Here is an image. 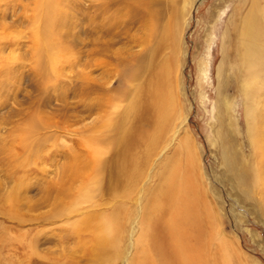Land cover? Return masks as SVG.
I'll return each instance as SVG.
<instances>
[{
  "label": "rangeland",
  "instance_id": "374dc122",
  "mask_svg": "<svg viewBox=\"0 0 264 264\" xmlns=\"http://www.w3.org/2000/svg\"><path fill=\"white\" fill-rule=\"evenodd\" d=\"M59 1L0 0V264L137 262L141 221L157 182L154 173L178 140L186 137L196 150L206 202L219 217L211 249L224 239L236 263L264 264L260 188L247 192L223 156L228 143L239 162H254L255 157L251 141L254 133L248 125L244 101L247 96L239 86V68L232 49L233 23L247 15L251 0H162L168 10L175 6L180 13L175 50L164 46L157 58L165 60L168 56L167 61L174 62L170 87L183 119L175 120L167 141H160L144 176L132 183L128 195L120 193L124 192L121 181L116 185L121 191H113L116 183L108 172L118 147L106 140L116 133L107 129L95 132L92 126L120 122L122 128L139 129L141 106L133 111L130 108L129 113L126 106L148 72L130 83L122 80L121 73L124 60L136 69L137 61L129 53L144 54V45L130 39L145 37V33L136 24L123 22L129 12L126 6L117 15L118 6L111 4L108 13L97 16L99 20L109 19L108 30L97 34L99 40H109V49L106 55H96L91 17L93 4L100 5L102 0ZM129 1L142 9L137 0ZM48 7L55 13L50 21L46 19ZM166 20L161 19V24ZM125 26L131 28L127 33ZM96 60L107 63L96 66ZM219 65L224 68L223 84H219ZM93 83L99 87L96 95ZM120 89L122 94L118 93ZM261 90L256 91L257 97L248 96L247 101L256 104L260 100L255 105L258 109L252 107L264 113V88L263 96ZM96 100L104 104L98 112L90 110ZM130 147L142 149L139 144ZM93 157H98L95 162L104 163L98 177L89 178L88 171L83 173L85 177L70 176L79 164L90 163ZM81 187L89 198L76 196ZM61 191L67 193L66 197ZM120 207L125 216L121 218L123 233L117 254L106 261L92 259L82 248L90 234L73 233L71 223Z\"/></svg>",
  "mask_w": 264,
  "mask_h": 264
},
{
  "label": "bare ground",
  "instance_id": "6f19581e",
  "mask_svg": "<svg viewBox=\"0 0 264 264\" xmlns=\"http://www.w3.org/2000/svg\"><path fill=\"white\" fill-rule=\"evenodd\" d=\"M137 1L139 2L138 5L142 8L141 10L136 8L129 0H102L100 5L93 4L95 12L91 17L92 34L94 35L93 51L96 55L100 53L105 54L109 49V40H99L97 35L100 30H108L107 24L109 19L102 17L104 20H99L97 16L98 13L107 12L108 6L111 4L115 3L114 5L118 6L115 11L117 15H120V10L126 6L129 12L123 22L134 23L137 25L139 31L145 33V37L141 36L138 39L129 38L132 43L139 40L138 44L144 45L141 51L145 53H129L130 58L137 61V67L136 69L132 68L128 66L127 61L122 60L124 62L122 63L124 64L122 68L125 69L121 73L122 80L127 82L139 77V74L142 72H148V77L138 87L139 89L133 96L132 102H129L126 106L127 113H129L130 108L133 111L135 107L138 106L139 109L141 106L142 113L139 118V129L138 127L130 129L131 127L129 126V128L126 126L127 129L125 126V128H122L120 122L117 125L114 122H103L92 126L95 132L107 129L116 133V135L113 134L106 140L112 146L116 145L118 147L116 158L111 159L108 172L116 183L113 184V191L115 193L117 191L120 192L121 190H117L119 187L117 188L116 185L121 183L124 192L121 191L120 193L125 195L131 192L134 185L132 183H137L144 176L150 159L158 151V144L160 141L166 142L168 132L173 131L175 120L179 118L183 119L180 116V109L176 107V98L170 87V74L174 62L172 63V60L168 62V56L165 57V60L157 58L158 53H160L164 46L171 51L175 50V39L177 37V28L175 29L176 19L179 18L180 13L173 6L175 2L172 3L173 7L168 10V8L162 5V0ZM137 1L134 3H137ZM262 1L264 0H251V6L248 9L247 15L242 17L238 23L234 22L232 28V32H234L232 49L234 50L239 68L237 69L240 75L239 86L242 89L243 95L245 97L250 96V99L254 95L257 97L256 91L263 90L264 88V4ZM49 10L51 12H48ZM49 10L46 12V19L48 21L54 18L55 15L52 9L49 8ZM239 12L241 14L242 10ZM163 18H167V22L164 25L161 24V19ZM55 21L58 24L57 20ZM126 29L125 33L131 28L126 27ZM155 32L157 33L155 34ZM45 42L47 43V39ZM97 60L96 66L99 64L104 66L107 63V60ZM118 65L120 66L121 64ZM217 71L219 74V84L225 83L224 68L219 65ZM95 84H92V90L96 95L99 87L95 86ZM262 90L260 93L263 92ZM120 92L121 89L118 93ZM263 93L261 96H263ZM126 95L131 96L129 94ZM140 95L144 96L145 99L138 101L136 97H140ZM247 97L244 101L248 125H250L251 134L254 133L253 140H251L253 141V148L255 150V157L252 159L254 162L250 160L242 163L239 162V157L234 153L233 148L230 146L231 144L228 143H225L228 146L227 154L223 156L230 171L232 170V172L236 173L239 185L245 186L247 192L257 187L260 188V195L264 202V113L253 109L257 101L259 102L260 100H254L256 104L252 103L251 100L248 103ZM252 104L254 107H252ZM103 105L100 100L93 101L90 105V110L96 109L98 112ZM107 115L106 113L104 116ZM255 121L257 124L256 128L254 127ZM142 124L146 125V128L143 129L141 127ZM220 134L223 135V133ZM178 141L172 153L168 157H164L163 161L160 159L159 168L154 173L157 177V182L151 202L144 210L141 221L142 226L140 225L142 227L140 229L142 230L141 237L138 239L140 259L137 262L136 260L133 261V264H239L233 261V252L229 250L224 239L219 240V242L217 240L218 246L215 250L211 249V243L217 234L216 223L219 217L217 212L206 202V193L205 189H202L201 186L203 182L201 180L195 147L187 137ZM132 144H139L142 149L138 150L139 152L131 150L130 146ZM219 144L221 147L224 146V143L223 146L221 142ZM74 158L76 159V157ZM97 158L93 157L90 163L83 162L84 165L81 163L82 166L79 164L76 171H73L70 176L79 178V176L84 175L83 173L86 175L88 171V176H91L89 178L93 176L98 177L97 175L103 170L104 163L101 162L99 164V162H95ZM82 189L83 187L80 188V192L76 196L89 198L85 191H81ZM61 195L66 197L67 193L61 191ZM124 216V211H122L121 207L114 208L110 213L105 215L85 216L75 223H71V228L75 234H79L82 231L88 232L90 235L87 242L82 243L83 251L90 254L94 260L105 259L106 261V259L111 258V256L113 257L118 252L123 233L121 218Z\"/></svg>",
  "mask_w": 264,
  "mask_h": 264
}]
</instances>
